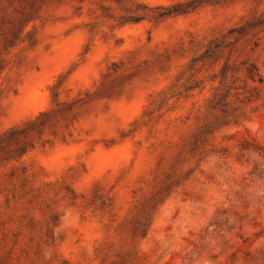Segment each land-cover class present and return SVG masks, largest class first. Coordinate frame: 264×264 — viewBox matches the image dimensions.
I'll return each instance as SVG.
<instances>
[{"label":"rangeland","instance_id":"1","mask_svg":"<svg viewBox=\"0 0 264 264\" xmlns=\"http://www.w3.org/2000/svg\"><path fill=\"white\" fill-rule=\"evenodd\" d=\"M180 1L0 0V264H264V0Z\"/></svg>","mask_w":264,"mask_h":264},{"label":"trees","instance_id":"2","mask_svg":"<svg viewBox=\"0 0 264 264\" xmlns=\"http://www.w3.org/2000/svg\"><path fill=\"white\" fill-rule=\"evenodd\" d=\"M213 2L214 1L212 0H185L172 4L168 7H158L157 18L187 15L196 11L202 5L212 4ZM212 43L213 41L210 42L209 45H211ZM212 52L213 51L211 50H206L205 53L203 54L204 58L211 57L213 55Z\"/></svg>","mask_w":264,"mask_h":264}]
</instances>
